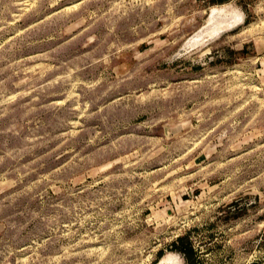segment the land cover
I'll return each instance as SVG.
<instances>
[{
    "label": "rangeland",
    "instance_id": "1",
    "mask_svg": "<svg viewBox=\"0 0 264 264\" xmlns=\"http://www.w3.org/2000/svg\"><path fill=\"white\" fill-rule=\"evenodd\" d=\"M0 264H264V0H0Z\"/></svg>",
    "mask_w": 264,
    "mask_h": 264
},
{
    "label": "bare ground",
    "instance_id": "2",
    "mask_svg": "<svg viewBox=\"0 0 264 264\" xmlns=\"http://www.w3.org/2000/svg\"><path fill=\"white\" fill-rule=\"evenodd\" d=\"M217 13V12H216ZM214 14V13H213ZM212 14V15H213ZM235 18V17H234ZM239 19V17H237V18H235V20H236V23L238 22L237 20ZM210 21H211V19H210ZM211 23V22H210ZM231 23H233V21L232 20H227L225 23L224 22H222V21H216L214 24H213V26L211 27V32H214V35H215V31H218V30H223V28H224V26L226 25L227 26V24H231ZM235 23V22H234ZM229 26V25H228ZM230 27V26H229ZM226 28V27H225ZM209 33L210 35L212 34V33ZM219 32V31H218ZM217 33V32H216ZM213 36V35H212ZM165 260H171V257L170 256H167V258H165V259H163V261H165Z\"/></svg>",
    "mask_w": 264,
    "mask_h": 264
},
{
    "label": "trees",
    "instance_id": "3",
    "mask_svg": "<svg viewBox=\"0 0 264 264\" xmlns=\"http://www.w3.org/2000/svg\"><path fill=\"white\" fill-rule=\"evenodd\" d=\"M191 252V250H186L185 251V255L187 256V259L190 260V256H189V253ZM190 262V261H189Z\"/></svg>",
    "mask_w": 264,
    "mask_h": 264
},
{
    "label": "water",
    "instance_id": "4",
    "mask_svg": "<svg viewBox=\"0 0 264 264\" xmlns=\"http://www.w3.org/2000/svg\"><path fill=\"white\" fill-rule=\"evenodd\" d=\"M228 28H231V27H228ZM225 29H226V28H225ZM225 29L220 30L216 35L220 34V33L223 32Z\"/></svg>",
    "mask_w": 264,
    "mask_h": 264
}]
</instances>
